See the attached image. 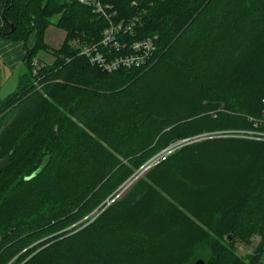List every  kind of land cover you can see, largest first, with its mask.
I'll use <instances>...</instances> for the list:
<instances>
[{"label": "trees", "instance_id": "16d2710c", "mask_svg": "<svg viewBox=\"0 0 264 264\" xmlns=\"http://www.w3.org/2000/svg\"><path fill=\"white\" fill-rule=\"evenodd\" d=\"M100 1L113 24L139 15L122 42L157 36L148 63L108 72L81 55L109 20L78 0L2 1L0 37L25 53L15 91L0 99V264H255L235 244L264 242V142L183 144L121 192L172 143L252 126L264 0ZM52 24L63 41L35 68Z\"/></svg>", "mask_w": 264, "mask_h": 264}, {"label": "built area", "instance_id": "2783aa9c", "mask_svg": "<svg viewBox=\"0 0 264 264\" xmlns=\"http://www.w3.org/2000/svg\"><path fill=\"white\" fill-rule=\"evenodd\" d=\"M80 3L93 8L95 13L109 20V26L103 30V37L98 43L84 44L80 46V54L84 55L91 63L98 65L103 70L108 72L118 69L120 67L141 66L148 63L155 51L154 40L156 35L151 37H144L129 44L119 40L117 37L120 33L124 34L131 32L133 26L139 19L136 15L131 20L122 21L118 24H113L111 18L114 16V11H111L110 4H102L100 0H78ZM134 3V2H133ZM126 51L117 55L112 54L113 51L125 48ZM36 68V66H35ZM262 109L257 117H248L251 122V127L247 129H222L209 132H202L200 134L176 141L169 145L165 152L174 150L183 144H188L200 141L207 138H244L249 140L264 142V97L261 100ZM160 156L157 154L149 160L147 167L142 166V170L136 174L133 179H136L142 172L147 170L155 164L154 161ZM144 165V166H145ZM128 182V184L131 182ZM124 190V188H123ZM262 236L260 234H252L249 242H238L235 244V253L238 256L248 259V257H255V264H264V242L261 243Z\"/></svg>", "mask_w": 264, "mask_h": 264}, {"label": "rangeland", "instance_id": "374dc122", "mask_svg": "<svg viewBox=\"0 0 264 264\" xmlns=\"http://www.w3.org/2000/svg\"><path fill=\"white\" fill-rule=\"evenodd\" d=\"M56 17L52 18V21H55ZM63 38H64V31L55 27L53 24L48 26L45 30V33H44V42L47 44L46 45V48H48L47 50L45 51H42L41 53L39 52V54L35 57V59H33V62H32V65L33 67L36 66V67H40L41 65H44V64H48L50 62H52L54 60V57L50 54L51 50H50V47L51 48H58L62 41H63ZM15 76L13 77H9V79H7V81L4 83V88L3 90L1 91L2 93L1 94H8L9 92H11L14 88H15V80H14ZM168 147V146H167ZM167 147L161 149L160 151H158L153 157H155L157 154H160V156H158V158L154 161V163H157L159 161H161L163 158H165L169 153H171L173 150L169 151V152H165V150L167 149ZM152 158V157H151ZM147 159L142 165L141 167H139L135 173H133L131 175V178H134L136 176L137 173H139L141 170H142V166L143 168L144 167H147L149 165V160L151 159ZM145 164H148V165H145ZM145 165V166H144ZM154 164H152V166L150 168L153 167ZM201 167L199 168H196V169H193V176H195V171H197L198 169H200ZM205 170V169H204ZM148 171V169H147ZM147 171H144L142 172L138 177L139 178H143L144 177V174L147 172ZM206 171H209V170H206ZM205 171V172H206ZM192 174V173H191ZM206 175H208V173L206 172L205 173ZM137 177V178H138ZM205 177V176H204ZM221 179V178H220ZM230 179V178H229ZM228 179V180H229ZM131 180V179H130ZM136 180L133 179L131 180V182L128 184L126 183L123 187H124V190H122L121 193H123L125 191L126 188H128L132 183H134ZM230 181H232L230 179ZM233 182V181H232ZM159 184L163 185V183H160ZM122 187V188H123ZM165 189V188H164ZM225 189V188H224ZM159 193L158 195H160L161 197H164L165 195V192H161L160 189L158 190ZM149 193H152L151 191ZM120 196V193L116 195V197H119ZM171 203L174 205V206H177V208H180V203L179 202H174V201H171ZM198 260V259H197ZM196 261V260H195ZM194 261V262H195ZM193 262V263H194ZM192 263V264H193Z\"/></svg>", "mask_w": 264, "mask_h": 264}, {"label": "crops", "instance_id": "0c3cea01", "mask_svg": "<svg viewBox=\"0 0 264 264\" xmlns=\"http://www.w3.org/2000/svg\"><path fill=\"white\" fill-rule=\"evenodd\" d=\"M3 0H0V26L3 23L1 14V4ZM34 43V36L31 35L27 40V46L31 47ZM24 44L22 41L10 40L0 37V99H3L15 91L18 76L22 71L23 57H24ZM15 76V88L8 94H1L4 83L9 77Z\"/></svg>", "mask_w": 264, "mask_h": 264}, {"label": "water", "instance_id": "95a60500", "mask_svg": "<svg viewBox=\"0 0 264 264\" xmlns=\"http://www.w3.org/2000/svg\"><path fill=\"white\" fill-rule=\"evenodd\" d=\"M6 25L9 26L10 31H13L14 25L12 23L6 21ZM8 165H9V156L7 155L0 160V171L8 167ZM193 264H204V261L202 259H198Z\"/></svg>", "mask_w": 264, "mask_h": 264}]
</instances>
